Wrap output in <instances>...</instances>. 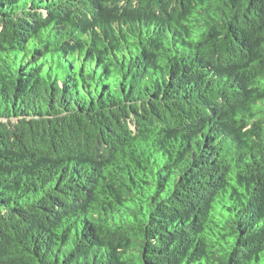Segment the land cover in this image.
I'll return each mask as SVG.
<instances>
[{"label": "trees", "instance_id": "trees-1", "mask_svg": "<svg viewBox=\"0 0 264 264\" xmlns=\"http://www.w3.org/2000/svg\"><path fill=\"white\" fill-rule=\"evenodd\" d=\"M0 264H264V0H0Z\"/></svg>", "mask_w": 264, "mask_h": 264}]
</instances>
